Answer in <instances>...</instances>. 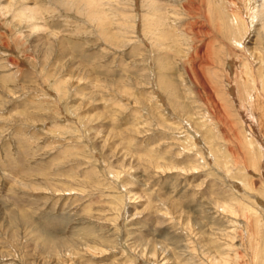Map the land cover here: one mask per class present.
I'll return each mask as SVG.
<instances>
[{
  "label": "rangeland",
  "instance_id": "obj_1",
  "mask_svg": "<svg viewBox=\"0 0 264 264\" xmlns=\"http://www.w3.org/2000/svg\"><path fill=\"white\" fill-rule=\"evenodd\" d=\"M17 1L0 0V264H264L258 0H157L166 32L144 0H93L98 19Z\"/></svg>",
  "mask_w": 264,
  "mask_h": 264
},
{
  "label": "bare ground",
  "instance_id": "obj_2",
  "mask_svg": "<svg viewBox=\"0 0 264 264\" xmlns=\"http://www.w3.org/2000/svg\"><path fill=\"white\" fill-rule=\"evenodd\" d=\"M19 1V0H18ZM17 1V2H18ZM68 1H71V0H68ZM93 0H80V2H82L81 4H85V7H87V10L86 9H81V11H79V12H82L83 14H85L86 16H87V18H90V19H98V17H100V14H96L95 13V9H94V6H95V3H94V1L92 2ZM144 1H146V6L148 7V9H151L152 10V14H153V16H155V19L153 20V25L156 23L157 24V28L159 27V28H164V29H162L164 32H166V30H165V28H167V26H165L164 25V23H162V24H158V23H160V21L161 20H165V17L166 16H164L163 17V15H161V13H162V11L164 10V5H162L161 3L160 4H158V1L157 0H144ZM238 1H244V4H245V10L246 9H248V7H249V5H250V1L248 0V2H247V0H237L236 1V5H237V7L240 9V5H238ZM31 3V2H30ZM67 4L66 5H68L69 4V2H66ZM258 3H259V6H260V10L259 9H255V14L253 15L254 17H257V14L258 13H260L261 12V15H262V21L259 23V28H262V29H264V0H258ZM80 4V5H81ZM17 5V4H16ZM9 6V5H8ZM7 7V6H6ZM6 7H4L3 9L4 10H6ZM16 8H18V6L16 7ZM77 6H76V8L75 7H71V9H76L77 10ZM18 11H19V13L18 14H20V16H22L23 17V19L24 20H26L25 18H27V20L29 19H40V17H38V13H40L38 10V7L34 4V3H32V4H27V3H25V4H23V5H20L19 6V8L17 9ZM231 10H233V8L231 9ZM9 11V10H8ZM84 11H86V12H84ZM164 14H166V13H164ZM162 16V17H161ZM21 17V18H22ZM232 18H231V22H233V24H234V26L232 25V27H230V29H232L233 27L234 28H244L243 26H242V24H240V22H241V20H240V22H238L237 21V18H236V15H232L231 16ZM20 18V19H21ZM41 20V19H40ZM34 21V20H33ZM43 25V24H42ZM33 26V25H32ZM33 28H36L35 26L33 27ZM43 28V27H42ZM249 28V27H248ZM152 30V29H151ZM153 30H155V28H153ZM155 31H157V29L155 30ZM168 33L169 32H167V34L166 35H168ZM155 34H157L158 35V33L157 32H155ZM159 36V35H158ZM162 36L163 35H160L159 37L162 39ZM230 41H233V42H235L236 43V40H235V38H234V34L233 33H231L230 34ZM238 42H240L239 40H237ZM239 45L241 44H243V42H240V43H238ZM249 65H250V69L252 70V71H256L255 70V68L252 66V64H250L249 63ZM249 78H252V77H250L249 76ZM253 82V81H252ZM261 84H262V89H263V84H264V79H262L261 80ZM255 86H254V83H253V85H252V87L251 88H254ZM255 92V91H254ZM254 92L252 93V94H247V100H248V102L249 103H252V105L254 106V105H256L255 104V102L257 103L258 101H257V97H258V94H259V92H256L255 94H254ZM260 97V96H259ZM258 97V98H259ZM256 99V100H255ZM260 99V98H259ZM258 99V100H259ZM259 106V105H258ZM257 108V107H256ZM261 109V108H260ZM254 112V111H253ZM256 113V112H255ZM262 113V112H261ZM260 113V114H261ZM249 114V113H248ZM248 116V115H247ZM254 116V115H253ZM257 118V117H256ZM255 120V119H254ZM261 123V122H260ZM260 125V124H259ZM263 126V125H262ZM261 127V126H260ZM234 260V259H233Z\"/></svg>",
  "mask_w": 264,
  "mask_h": 264
}]
</instances>
